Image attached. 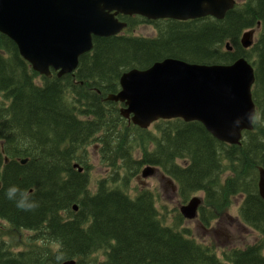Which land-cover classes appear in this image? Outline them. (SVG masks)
Here are the masks:
<instances>
[{
	"label": "trees",
	"instance_id": "obj_1",
	"mask_svg": "<svg viewBox=\"0 0 264 264\" xmlns=\"http://www.w3.org/2000/svg\"><path fill=\"white\" fill-rule=\"evenodd\" d=\"M135 18L123 35L93 38L76 70L60 78L53 71L51 78L39 76L0 34V217L10 228L7 246L0 242V264H264V201L257 188L258 169L264 170V0L237 4L221 21ZM140 24L153 26L156 37L132 35ZM257 25L255 43L244 50L241 35ZM240 58L254 69L257 115L237 146L218 142L198 122L161 120L141 130L120 116L119 104L106 101L130 70L165 59L208 66ZM91 144L110 169L95 192L88 188ZM145 167L173 181L183 203L203 194L198 220L204 227L242 196L238 217L259 239L219 258L214 245L180 228V214L166 225L153 192L128 193V182ZM21 201L36 207L18 209ZM24 231L33 236L24 240Z\"/></svg>",
	"mask_w": 264,
	"mask_h": 264
},
{
	"label": "water",
	"instance_id": "obj_2",
	"mask_svg": "<svg viewBox=\"0 0 264 264\" xmlns=\"http://www.w3.org/2000/svg\"><path fill=\"white\" fill-rule=\"evenodd\" d=\"M235 0H0V34L11 40L32 70L47 78L72 74L79 58L92 49V38L116 36L126 24L116 15L149 21H221ZM254 30L241 45L253 44ZM226 50L231 48L226 44ZM255 77L243 58L231 65H198L165 59L146 70H130L119 79L120 91L106 99L121 103L120 116L146 130L159 120L198 122L218 142L237 146L253 130ZM25 163V160L21 161ZM150 167L142 177L152 176ZM258 194L264 201V170L258 169ZM200 200L182 206L186 220L197 217ZM76 210V207H73ZM63 264H75L68 261Z\"/></svg>",
	"mask_w": 264,
	"mask_h": 264
},
{
	"label": "rangeland",
	"instance_id": "obj_3",
	"mask_svg": "<svg viewBox=\"0 0 264 264\" xmlns=\"http://www.w3.org/2000/svg\"><path fill=\"white\" fill-rule=\"evenodd\" d=\"M241 4L246 0H235ZM259 30L256 29L253 35V41L258 37ZM132 35L136 37H156V29L147 24H140L135 28ZM152 125L148 130H153ZM87 166L89 167V190L95 192L97 182L106 179L110 174L108 166L101 163L99 155V146L91 144L87 148ZM137 153V152H136ZM81 168V167H80ZM143 169V168H142ZM142 171V170H141ZM152 176L146 178L138 176L130 179L128 182V193L134 196L139 191L147 190L156 196V208L160 213L161 219L168 226H173L180 214V209L185 206L178 192L176 184L167 178L161 170L153 171ZM123 174L122 172H120ZM227 173L224 174V177ZM120 176V175H119ZM203 202V194L197 193L192 196ZM243 200L242 196H236L231 199V204L226 210L224 216L212 222L208 227H204L198 220H186L183 218L180 228L190 231L191 237L203 245H214L218 257L221 258L223 251L230 248H244L247 245L254 244L259 239V234L245 226L238 217V210ZM181 216V215H180ZM182 217V216H181ZM25 232V231H24ZM31 233L25 232L26 238ZM7 240V239H6ZM8 241V240H7Z\"/></svg>",
	"mask_w": 264,
	"mask_h": 264
},
{
	"label": "flooded vegetation",
	"instance_id": "obj_4",
	"mask_svg": "<svg viewBox=\"0 0 264 264\" xmlns=\"http://www.w3.org/2000/svg\"><path fill=\"white\" fill-rule=\"evenodd\" d=\"M115 19L118 22H120V23H125L126 24V27L118 34L120 36V35H123L124 33H126V31L128 30L127 29V27H128L127 26V22H129L131 20L134 23L135 22L134 19H136V18H135V16L116 15ZM151 22H155V21H151ZM135 28L133 30H135ZM24 164L25 163H23L21 165H24ZM0 187H1V185H0ZM9 229H10L9 228V223L6 221V219L0 217V242H3V244L6 245V246H7V240H6V237H4V236H5V234H8L7 232L9 231ZM25 232H28V231H25ZM28 233H31V232H28ZM32 236L33 235L31 233V235H28L26 238L24 236L23 237H24V240H26L27 238L32 237ZM35 242H38V240L35 241Z\"/></svg>",
	"mask_w": 264,
	"mask_h": 264
},
{
	"label": "clouds",
	"instance_id": "obj_5",
	"mask_svg": "<svg viewBox=\"0 0 264 264\" xmlns=\"http://www.w3.org/2000/svg\"><path fill=\"white\" fill-rule=\"evenodd\" d=\"M257 119H259L258 117H257ZM13 191H15V187H12V188H10L7 192H6V197L9 199V200H12L11 199V193L13 192ZM26 198V197H25ZM16 207L18 208V209H22V210H25V211H27V210H31V209H33L34 207H36V205H25L24 203H23V201H21V202H16ZM62 255H59V256H57V258H60Z\"/></svg>",
	"mask_w": 264,
	"mask_h": 264
}]
</instances>
